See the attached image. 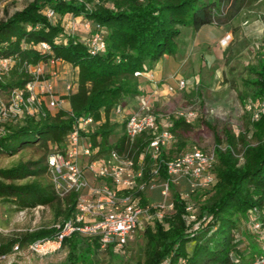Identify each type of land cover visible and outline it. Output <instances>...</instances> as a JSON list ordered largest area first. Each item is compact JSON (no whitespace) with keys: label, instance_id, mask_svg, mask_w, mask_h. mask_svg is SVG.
Wrapping results in <instances>:
<instances>
[{"label":"trees","instance_id":"obj_1","mask_svg":"<svg viewBox=\"0 0 264 264\" xmlns=\"http://www.w3.org/2000/svg\"><path fill=\"white\" fill-rule=\"evenodd\" d=\"M226 1L229 0H30L0 19V58L13 60L10 69L0 75L1 89L23 86L32 78L28 67L38 63L61 60L77 68L76 90L62 95L69 109L60 108L55 114L50 109L38 110L2 123L0 153H14L47 140L55 148H62L77 117L91 115L101 120L103 116L104 121L88 134L92 143L99 146V155L111 149L133 154L135 158L143 154V180L154 176L156 180H168L165 161L188 149L187 134L194 122L172 118L170 130L177 141L175 151L163 148L157 158H152L147 150L150 133L137 136L132 144L123 133L116 141H110L117 125L110 120L111 110L140 93L136 71L150 70L165 54L176 53L182 26L198 30L218 23L216 12ZM49 7L59 15L57 19L46 17ZM77 17L101 27L105 41L102 51H93L86 45L89 32H65L66 21ZM42 42L49 49H42ZM250 73L252 77L246 80L250 97L264 98L262 57ZM198 102L202 105L205 99L198 97ZM245 114L252 142L247 141L244 131L235 133L229 115L219 118L208 110L198 113L199 125L212 135L215 181L189 196L195 217L192 221H188L186 200L179 197L187 185L183 181L180 185L169 182L173 208L142 228L145 254L137 264H235L236 258L243 257L244 249L236 236L240 219L253 208H260L264 200V114L258 119H252L247 111ZM48 154L0 168V200L11 202L20 210L62 203L63 220L48 228L10 236L0 234V257L11 254L16 243L24 249L31 241L53 239L74 214L77 194H57L46 164ZM153 169H157L158 177ZM46 174L49 179L42 181ZM29 177L33 179L17 182ZM147 189L137 191L141 206L148 203ZM189 242H193L191 250L187 248ZM62 244L68 248L62 264H96L95 256L102 250L97 236L78 232L66 237ZM125 245L115 250L119 252ZM105 249L112 252L114 246Z\"/></svg>","mask_w":264,"mask_h":264},{"label":"built area","instance_id":"obj_2","mask_svg":"<svg viewBox=\"0 0 264 264\" xmlns=\"http://www.w3.org/2000/svg\"><path fill=\"white\" fill-rule=\"evenodd\" d=\"M45 15L52 20L59 17L50 7L45 10ZM76 23H78L76 18H70L66 21V26L73 30ZM81 24L83 29L89 32L85 40L86 45L93 51H102L105 48V41L101 27L93 26L88 20H82ZM40 47L49 49L45 42H42ZM261 52L264 61V42L261 44ZM12 61L11 58H0V75L10 69ZM62 62L50 60L48 64L50 79L44 77L45 63H38L28 67L32 78L23 86L6 90L0 88V131H3L2 123L25 113L33 114L40 110L41 100L46 94L54 98L51 104L61 107L64 99L62 96H54L53 93L54 81L59 75L58 66ZM134 75L142 76L143 72L136 71ZM149 77H152V74ZM76 81L77 78H74L65 83L64 95L76 90ZM184 86V80H179L178 87L182 89ZM244 109L251 114L252 119H258L264 114V98L248 99ZM125 111V106L121 104L112 108L111 112L117 115L115 122L121 124L122 133L129 144L134 143L136 137L142 133H150L151 139L147 150L152 158H157L161 149L169 142L175 141V136L170 130L172 118H181L187 123H192L198 116V111L193 108H177L168 117L170 119L163 123L151 112L146 98L140 100L139 108L133 113L125 114ZM102 121L103 116L101 120H95L91 115L77 117L63 147L53 149L46 159L57 194L60 197L70 192L77 194L73 216L63 223L53 239L31 241L24 249L16 243L13 252L2 255L0 261L23 250L36 255L54 251L73 232L97 236L101 249L111 244L116 249L121 248L132 239L136 229L144 228L145 222L161 218L165 210L173 208V201H167L171 194L169 182L177 185L183 181L187 185V190L180 192L179 197L186 200L188 221L194 220L193 204L189 202V196L196 189L208 188L214 183L213 151L207 152L193 145L165 161L169 178L161 184L160 194L163 199L156 204L141 206L137 191L153 187L156 177L143 180V154L135 158L133 154L111 149L107 154L99 155V146L92 143L88 134ZM152 171L157 176V169ZM249 216L251 230L258 237L260 249L248 264H264V200L260 208L249 211ZM235 264H241L240 260L236 258Z\"/></svg>","mask_w":264,"mask_h":264},{"label":"rangeland","instance_id":"obj_3","mask_svg":"<svg viewBox=\"0 0 264 264\" xmlns=\"http://www.w3.org/2000/svg\"><path fill=\"white\" fill-rule=\"evenodd\" d=\"M30 0H0V19H4L15 10L24 7ZM219 19L218 23H213L224 29V33L213 44H209L208 48L203 51L206 34L202 32V44L197 45L195 51L191 53L190 61L193 66L192 73L190 71H179L176 78L172 73H166L160 77L156 73L158 65L153 69L143 72L144 78L149 79L152 74L153 80L164 78L165 84L176 89L172 93L170 89L160 87L162 81L157 82L156 93L150 97L148 91L140 94L149 97V107L156 117L163 123L168 121V117L177 108H193L202 113L206 110L214 113L219 118L229 115L230 123L235 133L244 131L247 141L252 142L246 111L244 104L250 99L251 90L246 82L252 77L250 68L253 67L262 57L261 44L264 42V0H229L223 2L216 12ZM73 27L75 32H82V20H77ZM208 29L207 27L205 28ZM69 26H65L67 34H73ZM194 33V34H193ZM191 35L195 36V30L190 26H182L181 34L177 43V54L180 55L189 44ZM200 47V48H199ZM217 49V50H215ZM205 53L206 56H205ZM167 55V54H165ZM59 76H65L63 81H72L77 78V72L72 65H59ZM44 77L50 79L49 65L44 66ZM155 74V75H154ZM192 74L198 75L197 82L193 83ZM182 76V77H181ZM7 77V76H6ZM140 77L139 88L145 85ZM184 80V88L178 89V81ZM55 82V81H54ZM65 82V83H66ZM151 82V81H148ZM153 82V81H152ZM151 82V83H152ZM191 82L193 85L191 86ZM156 82H153L155 84ZM186 84L189 85L186 87ZM166 85V86H167ZM55 96L56 93L54 92ZM135 97V96H134ZM198 97L205 99L200 105ZM54 99L50 94L44 95L41 100V111L50 109L55 114L60 108L66 109L64 104L57 107L51 104ZM175 99V100H173ZM135 111L130 107H126L125 114H131ZM44 116V113H42ZM116 113L111 112V121L115 122ZM11 120H9L10 122ZM12 123V122H11ZM116 123V122H115ZM110 141H116L122 134L121 124L116 123ZM177 141H172L165 147L166 151H175ZM186 145L190 148L197 145L205 151H212L213 142L211 132L205 127L200 126L198 121H194L193 129L188 132ZM55 146L50 140L38 142L32 146L19 148L16 152L0 153V168H8L17 165L20 162L29 160H38L50 153ZM241 147L239 149L240 154ZM215 163V160H214ZM29 177L24 180L17 181L23 183L32 180ZM46 174L42 181L48 180ZM162 180H156L153 187H148L146 194L149 204H156L163 198L160 194ZM170 199L167 198V201ZM64 205L62 203H54L52 205L37 206L20 210L11 202L0 200V234L10 236L15 233L24 231H34L39 228H48L55 223L63 220ZM152 220L145 222L144 226L151 225ZM236 236L239 239L241 247L244 249L243 257L239 258L241 264H248L260 249L258 237L252 233L250 225L249 213L240 219ZM145 239L142 229H136L132 239L117 252L114 248L112 252L107 249L99 250L95 256L96 264H137L138 261L144 259ZM193 242L187 244L188 250H191ZM68 248L63 244L54 251L42 255H36L30 251L23 250L21 253L10 256L8 259L1 260L0 264H62L65 260ZM114 252L118 253L117 255Z\"/></svg>","mask_w":264,"mask_h":264},{"label":"crops","instance_id":"obj_4","mask_svg":"<svg viewBox=\"0 0 264 264\" xmlns=\"http://www.w3.org/2000/svg\"><path fill=\"white\" fill-rule=\"evenodd\" d=\"M77 20H80V17H77L76 18ZM208 28L207 30L205 28ZM205 30L206 34L208 33V35L205 37V44L204 45V49L203 51H205L209 44H213L216 40H218L221 35L224 33V29L222 27H219L217 25H214V24H208V25H204L202 26L200 29L198 30H195V36L191 35V37H193L192 39H189V44L186 45V48L183 52L179 54H177V52L174 54V55H164L162 58H160L153 67H155L156 65H158L157 69L155 70L157 75H159L160 77L164 76V74H168V73H175L173 74L174 77L176 78L177 76H179L178 72L179 71H190L192 73V70H193V66L191 65V61H190V56H191V53H193L197 47V45L202 44L201 40H202V32ZM74 31V30H72ZM75 32V31H74ZM85 32H88V31H85L82 27V32L81 34H85ZM194 34V33H193ZM200 48V47H199ZM217 50V49H215ZM207 53H205V56H206ZM259 61V60H258ZM258 63V62H257ZM256 63V64H257ZM255 64V65H256ZM59 65H62V67L64 65H70L69 63H66V62H62L60 63ZM254 65V66H255ZM153 67L150 69V71L153 69ZM75 71L77 72V68L75 67L74 68ZM194 72V70H193ZM155 75V74H154ZM65 76H57L55 78V82H54V91L56 93V97H59V96H62L64 95V87H65V82L66 81H63V79L61 80V78H64ZM182 77V76H181ZM192 77L194 78L193 80V83L197 80H198V75H193L192 74ZM164 78H157L156 80L154 79L153 80V76L152 77H149V79L147 80V78L145 79L144 76L142 75V81L145 82V85L144 86H141V93H144L145 94V91H148L149 94H150V97L154 95V93H156V87H157V82H160L162 81ZM180 80H182L180 78ZM148 81H153V82H156L155 84H153V82H148ZM193 83L191 82V86L193 85ZM165 84L164 81L161 82V84L159 85L160 87H164L165 89L166 88H170L171 86ZM189 86L186 84V87ZM171 92L174 93L176 92V89L171 87ZM179 90H181L179 87H178ZM145 96L143 95H139V96H135V97H130L126 100L125 102V109L126 107H130L132 109H135V111L139 108L140 106V100L142 98H144ZM147 99H149V97H147ZM175 100V99H173ZM65 106H66V109H69V104H68V101L67 100H63V103ZM177 185H180L177 184ZM147 195V194H146ZM149 200V199H148ZM149 204V201L148 203Z\"/></svg>","mask_w":264,"mask_h":264}]
</instances>
